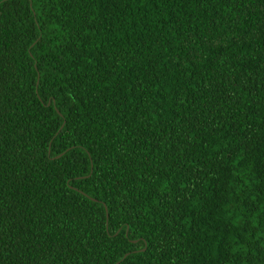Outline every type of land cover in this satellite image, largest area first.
I'll list each match as a JSON object with an SVG mask.
<instances>
[{"label": "trees", "instance_id": "16d2710c", "mask_svg": "<svg viewBox=\"0 0 264 264\" xmlns=\"http://www.w3.org/2000/svg\"><path fill=\"white\" fill-rule=\"evenodd\" d=\"M0 264H264V0H0Z\"/></svg>", "mask_w": 264, "mask_h": 264}]
</instances>
